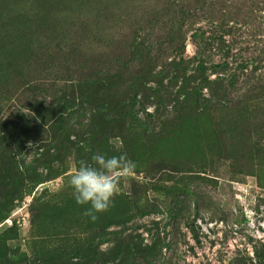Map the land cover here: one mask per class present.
<instances>
[{"label":"rangeland","instance_id":"374dc122","mask_svg":"<svg viewBox=\"0 0 264 264\" xmlns=\"http://www.w3.org/2000/svg\"><path fill=\"white\" fill-rule=\"evenodd\" d=\"M13 1L25 18L7 23L0 6V120L43 105L63 119L0 139V264H264V0ZM176 28L206 83L193 62L161 68ZM140 42L158 49L148 68H105L113 46ZM71 83L88 96L50 111ZM195 88L210 108L185 101ZM97 152L136 168L93 221L69 181Z\"/></svg>","mask_w":264,"mask_h":264},{"label":"trees","instance_id":"16d2710c","mask_svg":"<svg viewBox=\"0 0 264 264\" xmlns=\"http://www.w3.org/2000/svg\"><path fill=\"white\" fill-rule=\"evenodd\" d=\"M7 4L9 5L10 9L3 13V17H5V22L9 23L12 20H14V17L17 16V18H25V16H22V13H19L17 11V5L14 3L13 0H0V6ZM49 4V2H47V5ZM41 25H45L44 22H42ZM39 26V25H38ZM54 30V29H53ZM46 31H49L48 29H46ZM182 29L181 28H176V29H170V31L168 32V34H170L171 38H170V44L169 47L173 48L176 51V56L173 59V61L165 66H161V68H170V67H174V68H185V66H187L189 64V62H193L194 64V73L193 74V78H195V80L199 79L201 82L206 83L207 81H209V78L206 76V71H207V67L206 66V62L204 61L203 58H201V52L200 50H197L195 55L186 60L184 57V52L181 48L182 44L181 41L176 42L177 40L180 39L181 35H182ZM50 32L52 33V30L50 29ZM172 34V35H171ZM24 35L23 37L28 36ZM169 37V36H168ZM210 40L214 41V37H208ZM176 40V41H175ZM216 40V39H215ZM176 42L175 44H173V42ZM125 43H122L121 46H116V47H112V50H110L108 52V54H105L104 56L107 58L106 62H105V68H111V71L115 68H148L149 64L152 63L153 60H156L159 55V53H157L156 51H158V49L154 48V46H147L144 43H131L128 46H125ZM31 50H32V46L30 44H28V46L26 47V49H23V51H28L29 54H31ZM157 57V58H156ZM72 63L73 66H78L79 68H84V63L82 61V63H78L75 62V59L69 60V64ZM69 64H68V68H69ZM103 65V66H104ZM213 68H228V62H223L217 65H213ZM111 76V77H110ZM110 76H108V79L110 80V82L114 79L115 74H111ZM97 83L95 82L93 85H96ZM85 85H81L76 83H71L68 85L64 86V90H59L57 91V93L53 94V99L54 101H57L58 103L55 105L49 104L47 102H45V104L49 107L50 111H55L54 108H59L62 107L64 109V107L66 105H68V102H75L76 100H80L82 98H86L87 92L83 91V87ZM145 92H148L147 87L144 88ZM31 91H36L35 87H31L30 88ZM109 92L113 91V86L111 85V87L109 86L108 89ZM201 90L195 88L192 89V91L190 93L185 94V101H196L198 102L199 100H203L206 103L203 104L202 109H206V108H210V105H213L214 100H210L206 97H204L202 95V92H200ZM59 93H61V95H58ZM81 93V94H80ZM215 92H212V95H214ZM157 96H159V92H157L156 94ZM172 93L169 92L168 96H171ZM51 96V97H52ZM165 95L162 94L160 97H164ZM111 97H115L117 98V96H111ZM166 97V96H165ZM164 97V98H165ZM127 100V99H126ZM123 101L122 103L126 102ZM120 103V105L122 104ZM93 102L91 103L92 106ZM208 104V106L206 105ZM126 107H131V105L128 103L124 104ZM45 107V105H43ZM41 108H35L32 109V112L34 113V117H30L29 116H25L24 113H19L16 115V118H9L7 117L6 119H2L0 120V133L3 132V134L0 136V139L2 140V142L9 144L10 140L15 138L20 140L24 135V131L27 127H31L32 129H34L35 132H37L38 134H41L43 132H45V130H43L42 128L46 127H50L55 125L56 122L58 123L60 121V119H63V114H58V116H54L55 120L53 119V116L50 115V112H45L42 109L44 107ZM59 106V107H58ZM57 110V109H56ZM62 112V111H61ZM91 114V120L93 121V124L96 123L99 125L100 121H99V116L103 115L101 113V111H98L97 108L92 107L90 108V112ZM50 119H48V118ZM39 119V120H38ZM104 120V124L108 125L112 123V120L109 117H103ZM0 159H2L0 157ZM9 160V158H8ZM10 164L14 163L15 160L14 159H10ZM9 164V162H7ZM14 172L17 173L16 169L14 168ZM20 178L22 177V173L18 172L17 174ZM12 264V263H11Z\"/></svg>","mask_w":264,"mask_h":264},{"label":"clouds","instance_id":"9594fccd","mask_svg":"<svg viewBox=\"0 0 264 264\" xmlns=\"http://www.w3.org/2000/svg\"><path fill=\"white\" fill-rule=\"evenodd\" d=\"M135 168L136 162L126 154L94 153L91 162L81 160L71 175L73 198L78 205L87 206L84 214L94 221L98 214L106 213L113 206L120 193L121 176L130 175Z\"/></svg>","mask_w":264,"mask_h":264}]
</instances>
